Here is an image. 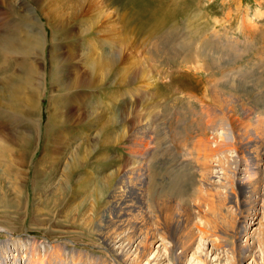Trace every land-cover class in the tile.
<instances>
[{
    "label": "rangeland",
    "instance_id": "rangeland-1",
    "mask_svg": "<svg viewBox=\"0 0 264 264\" xmlns=\"http://www.w3.org/2000/svg\"><path fill=\"white\" fill-rule=\"evenodd\" d=\"M78 1L84 4L83 16L81 13L70 14L73 4ZM20 3L25 4V9L33 15L21 17H29L38 25L29 22V33L41 31L43 36V50L40 48L43 58L37 66L43 65L44 76L49 82L51 66L48 51L52 49L56 53L61 48L72 51L67 44L77 43V59L74 62L77 71H82L83 65L79 64L81 59L78 57L88 53L87 46L83 44L91 38L95 45L93 57L98 52L116 53L114 45L125 37L131 38L132 42L134 39L135 45L127 46L125 51L137 60L135 64L146 65L149 51L160 49V55L150 58V69L153 70L149 71L150 80L142 77L135 82L139 89L135 98H130L132 94H125L123 98L116 96V102L108 105L109 94L119 86V79L115 80L111 74V66L104 81L88 86L83 83L61 91V86L70 78L67 75L75 73L74 62H67L62 70L65 79H58V84L52 86L48 80L45 81L43 93L37 99L39 109L36 114H27L26 117L25 112L20 115L4 113L5 116L1 113L0 136L12 148L7 154L12 158L6 155L5 159L1 158L3 161L0 159V229L6 231L0 230V242L10 241L4 244V255L0 252V259L4 264H71L79 256V264H90L94 260L110 264L137 263L140 260L133 261L136 255L127 239L121 242L120 254L111 250L103 240L102 236L109 231L114 233L119 244V237L127 231L114 227L113 214L107 212L110 189L108 191L107 182L102 183L99 179L120 169L128 156L125 151L128 146L126 135L128 131H137L138 126L141 128L143 121L141 117L131 122L128 119L142 114L147 108L152 110L156 120L153 122V139L145 140L140 136L143 133L139 128L142 134L133 133L139 135L142 139L137 136L140 138L138 141L146 142L145 146L152 151L149 157L152 160L147 162L151 173H154L146 198L149 208L156 195L176 201L187 199V196L190 200L194 194L199 182L196 171H193L197 161L195 152L187 154L186 151L191 142L200 136L213 138L208 128L210 123L207 124L210 119L201 109L203 104L214 105L209 94L212 88L217 86L218 90H222L223 97L231 100L235 116L239 119L248 116L251 122L249 128L254 125L252 121L260 116L264 121V0H60L59 21L69 22L65 30L54 25L53 30L36 0H0V45L6 42L13 46L18 39V29L7 24L21 20L17 13L23 12L24 8ZM131 27H134L135 35H129ZM83 28H89V31L84 33L81 31ZM108 28L113 30L112 33L104 34ZM76 31L78 35H75ZM163 45H166L165 48ZM168 48L171 49L169 59L162 54ZM2 55L0 52V57ZM30 56L32 58L27 56L23 59L24 66L34 60V54ZM98 59L100 61L101 56ZM6 61L9 66L0 73V88L5 75L14 80L24 73L18 55ZM124 89L121 87L119 91L124 92ZM57 98H61L66 106L61 124L53 117L48 118L49 104ZM153 106L155 109H150ZM67 114L72 115H69L70 119ZM99 115H103L104 120L97 124ZM106 118L112 120L107 123ZM20 130L26 134L29 131L31 137L28 145L16 147V134ZM55 135L61 136L60 144L53 143ZM75 156L80 161L74 162L77 159ZM261 162L263 165L264 159ZM93 178L98 180L100 191L98 185L94 190ZM262 178L263 194L253 211L257 219L255 224H250L260 235H257V240L253 239L252 251L241 264H264V174ZM79 181H84V186L79 184L78 187L76 183ZM94 191L97 193L94 194ZM153 222L149 221L152 227ZM19 240L23 244L30 240L36 242L29 256L22 252L24 247L21 249L14 244ZM154 240L152 256H148L146 264H154V255L158 256L159 264H172V256L167 251L168 242L160 238ZM204 240L205 246H208L209 239L197 235L193 249H197ZM48 245L59 246L58 254L62 261L48 262L51 260ZM71 250H74L72 257L69 256ZM216 252L220 254L218 260L211 257L213 260L209 264H230L228 251ZM250 254H254L256 260ZM121 255L130 256L131 260H122ZM142 261L137 264H144L146 260ZM185 264L201 262L193 260L189 254Z\"/></svg>",
    "mask_w": 264,
    "mask_h": 264
},
{
    "label": "bare ground",
    "instance_id": "bare-ground-1",
    "mask_svg": "<svg viewBox=\"0 0 264 264\" xmlns=\"http://www.w3.org/2000/svg\"><path fill=\"white\" fill-rule=\"evenodd\" d=\"M36 1L40 4V11L46 16L47 21L50 22V26L53 27V30L55 28L54 26L57 28L61 27L64 30L65 28L69 27V22H60L58 18L60 0H46L45 3H41L42 0ZM20 5L22 8H24L23 12L17 13L19 15L18 18H21V20L15 24H12V22H10V24L6 23L7 26L10 25L13 27V29L17 28L19 33L17 35L18 39L13 46H10L9 43L6 42L0 45V52L3 54L2 57H0V73L4 69L8 68L9 64L6 59L13 57V55H18L20 57V60L23 64L21 67L24 70V73L14 80H12L10 77H7L6 75L3 78L4 81L1 83L0 88V115L1 113H9L10 115L11 113H19L20 115V113L25 112L27 117V114L29 116L36 114V111L39 109V103L37 99H39V95L43 93L42 90L45 86V81L48 79L46 80V77L44 76L43 65H40V67L37 66L39 60L43 58V53H41L40 50V48L43 50V36L41 31L29 33L27 27L29 22L32 21V23L36 24L35 26L38 25L35 20H32L29 17H21L27 16V14H30V17L33 15L28 9H25V4L23 5L20 3ZM83 5L84 4H82L80 1L73 4V9L70 14L78 15L81 13L82 16L85 15L82 12ZM23 30L26 31L23 32ZM87 30L89 31V28H83L81 31L85 33ZM112 31V29L108 28L104 31V34H110ZM128 33L129 35H135L136 32L134 31V27H131ZM75 35H78V33ZM126 41L127 43H125ZM76 44H67V46H69L72 51L65 50L64 48H61V50L57 51L56 53L54 50L52 51V49L48 51L49 64L51 66V74L49 73L50 82L48 80L49 85H57L58 79L61 80L60 78H63V67L67 64V62H74V59L76 58L75 48L77 50L78 47ZM83 45L84 47L87 46L88 53H85L84 56L78 57V59H81L79 64L83 65L82 71H77L78 67L74 62L75 70L73 71L75 73L73 74L70 72L68 75L65 73L67 78H70L68 79L67 83L65 82V84L61 86L62 89L60 88V90L63 91L67 89H73L79 85H82L83 83L88 86L90 84H94L95 82L104 81V79H106L108 76L107 69L109 66H111V74L115 76V80L119 79V86L112 90V92L109 94L108 105L116 102V100L121 96L123 98L125 94H132L130 98H135L138 94L137 90H139L137 89L138 87L136 88L137 84L135 82L138 78H150L149 71H153L150 69V58L160 55V49L153 50V52L149 51V53L147 52L148 57L145 60L147 63L146 65L144 63L142 66H140V64H135L137 60L133 59L134 57L132 58L128 51H125V48H128L127 46L135 45L134 39L132 42V39L128 37H125L114 45L117 47V51L114 54H109V52H98V54L93 57L95 45L92 38L85 40ZM165 46L163 45L162 47L165 48ZM163 51L164 49H162V52ZM195 52L196 51L193 53ZM90 53H92V55H89ZM170 53L171 49L168 48V51H164L162 54H165L166 58L169 59ZM31 54H34V60L24 66L25 57L29 56L32 58V56H30ZM99 56H101L100 61L98 59ZM119 64H121V67ZM52 68L55 69L51 72ZM120 86L125 88L124 92L119 91L121 88ZM212 90L209 92V94L210 98L214 102V105H211V103V106L203 104L201 109L202 112L205 113L210 119V122H206L207 124L210 123L208 128L210 127L213 138L209 139L205 135L200 136L191 142V145L187 147L186 151L187 154L190 152H195L197 162H194L196 169L193 171H196L195 173L199 177V182H197V187L194 189L195 191L193 190L194 194L190 197V200H188L187 196V199L181 198V200L176 201H174L175 199L172 197L173 200L171 201L170 199H163L156 195L154 201L150 202L152 203L151 207L149 208L147 206L146 198L150 189L148 187L152 182V175L154 174L151 173V170L147 164L148 160H152L149 158L152 154V151L149 149V147L145 146L146 142L141 143L138 140L141 138L140 136H143L145 140L153 139L152 137H154L153 134L155 133V125L153 122H156V120L153 113H151L152 110H149V108H147L148 112L144 110L142 114L132 115V117L129 119L127 117L125 118L131 122L138 117H141L143 121L142 124H140L141 128H139V126L138 128L141 129L143 134L140 133L141 131L139 132L138 128L137 131H128L126 135L128 146L125 150L128 156H126L122 166L119 170H114L111 175H107L99 179L102 183L107 182L106 185L108 191L110 189L108 194L110 196L107 212L113 214L112 221L114 222V227H116V229L119 231H127L126 234L119 237V244L116 243L113 232L107 231V233L102 236L104 242L111 250L120 254L122 252L119 250L122 248L121 242L127 239L130 245L132 244L135 253L134 255H136V259L132 260H140L139 262L146 260L144 264L148 262V256H152L151 252L155 243L154 239L157 238H160L161 241L166 240L168 242L169 246L167 247V251L168 254L172 256V264H185L189 254L190 257H193V260H197L201 262V264H209L210 260H218L220 254L219 252H216L217 250H225L230 253V264H241L244 260H246L248 254L252 251L253 239H256L259 233L254 232L255 230L250 224L253 225L256 222L257 217L255 216L257 215L256 213H253V211L257 209V203L263 194L261 183L263 182L262 175L264 174V164L262 165L261 160L264 159V129L262 131V123H264V121L260 119V116V118L252 121L254 125L253 127L249 128L248 125H250L251 122H249L248 116H243L242 119H239L232 113L233 106L230 102L231 100L223 97V94H221L222 90H218L217 86L212 88ZM60 95L63 96L62 94ZM116 96H118V98ZM49 105L50 108L48 110V118L53 117V119H57L60 124L63 123L61 121H64L65 105L63 104L61 98H57V100L50 102ZM155 106L150 109H155ZM25 107H27V109H25ZM67 110H69V108ZM155 111L157 110H154V113L157 114ZM81 114L82 112L80 115ZM67 115L69 116L71 114ZM78 115L79 114H77V116ZM71 116H69L68 119H70ZM85 117L86 116H84V118ZM102 119L103 115L102 117L99 115L97 118V124L101 122ZM108 120H112V118L107 119V123ZM20 123L21 122H19V124ZM133 132H139L142 135L139 136L137 133L136 135L140 137L138 138ZM27 133L28 134L23 133L20 130L19 134H16L18 135L17 142L15 143L16 147L28 145L31 136L29 131ZM108 134L109 132L107 135L105 134L106 137ZM9 140L11 142V139ZM52 140L56 145L62 142L61 136L59 135H55V137L53 136ZM106 140L108 141V139ZM7 143L8 142L4 143L3 137L0 136V159H5L6 155L12 151V148L9 147V144L7 145ZM9 156L7 155V157ZM75 157L77 159H75L74 162L80 161L78 156ZM5 164H7V162H5ZM185 171H188V169ZM24 175H26V172L23 174V176ZM117 177L118 180H116ZM113 181H116L114 185ZM93 182L95 190L98 185V180L93 178ZM83 183L84 181H79L76 183V185L78 184L79 187L80 184L82 187L84 186ZM99 187L100 186L98 185V191H100ZM95 192L96 191H94V194ZM150 196L152 195L150 194ZM151 219L155 222V224L153 222V227L151 226V223H149V221H152ZM197 235H201V237H204V239H209L207 242L208 246H205L206 243L204 240V242H202V244L199 245L197 249H193ZM4 242L5 243L0 242V252L2 253L3 248H5L4 244L10 243L8 240ZM14 244L21 247V249L24 247L22 252L29 256L30 250L35 247L36 242L30 240L28 242H24L23 244V242L19 240L15 241ZM48 246L50 248H47H49L51 251V260H48V262L62 261L59 258V246ZM74 250H71L69 256L72 257V252ZM78 254L81 253L78 252ZM212 255L217 257L214 258ZM252 256L254 257L253 260H256L254 254ZM121 257L123 258L122 260H131L129 259L130 256L127 258L126 256L121 255ZM63 260L66 261V258H63ZM67 260L69 259L67 258ZM153 260H155L153 261L154 264L160 263L158 256L156 258V255H154ZM80 262L81 260L79 256H77L76 260L71 261V264H79ZM107 263H105L103 260H94L90 264ZM0 264H4L2 259H0Z\"/></svg>",
    "mask_w": 264,
    "mask_h": 264
}]
</instances>
